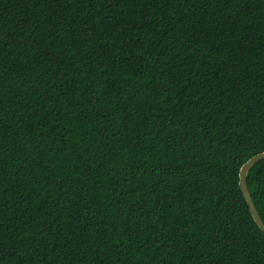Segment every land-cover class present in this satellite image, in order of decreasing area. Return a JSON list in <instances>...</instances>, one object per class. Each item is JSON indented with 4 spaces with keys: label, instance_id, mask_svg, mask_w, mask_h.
Masks as SVG:
<instances>
[{
    "label": "trees",
    "instance_id": "16d2710c",
    "mask_svg": "<svg viewBox=\"0 0 264 264\" xmlns=\"http://www.w3.org/2000/svg\"><path fill=\"white\" fill-rule=\"evenodd\" d=\"M262 152L264 0H0V264H264Z\"/></svg>",
    "mask_w": 264,
    "mask_h": 264
},
{
    "label": "water",
    "instance_id": "95a60500",
    "mask_svg": "<svg viewBox=\"0 0 264 264\" xmlns=\"http://www.w3.org/2000/svg\"><path fill=\"white\" fill-rule=\"evenodd\" d=\"M264 160V152L259 153L255 156H253L252 158H250L247 162H245L240 170H239V188L242 192V195L248 205L250 214L255 222V224L257 225V227L264 233V223L262 222V220L259 217V214L255 208V205L253 203V200L251 198V195L249 193V190L247 188V184H246V176L247 173L249 171V169L257 162Z\"/></svg>",
    "mask_w": 264,
    "mask_h": 264
}]
</instances>
